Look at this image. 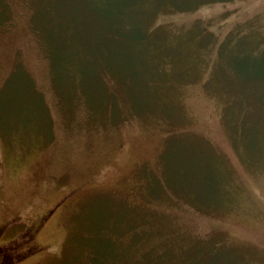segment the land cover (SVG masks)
<instances>
[{
	"label": "rangeland",
	"instance_id": "obj_1",
	"mask_svg": "<svg viewBox=\"0 0 264 264\" xmlns=\"http://www.w3.org/2000/svg\"><path fill=\"white\" fill-rule=\"evenodd\" d=\"M41 1L0 0V264H264V0Z\"/></svg>",
	"mask_w": 264,
	"mask_h": 264
},
{
	"label": "trees",
	"instance_id": "obj_2",
	"mask_svg": "<svg viewBox=\"0 0 264 264\" xmlns=\"http://www.w3.org/2000/svg\"><path fill=\"white\" fill-rule=\"evenodd\" d=\"M33 1H35V0H33ZM139 1H141V4L143 3L142 0H134V4L138 5ZM41 2L46 4V5L53 4V5L61 6V9H55V10H52V11L50 9H48V8H44L46 10L41 11L42 14L39 13L40 9H42V8H40L39 10L38 9L35 10L37 12V14H39L41 17L45 18V21L44 22H40V23L45 25V27H46L45 32H46L47 31V24L50 21L54 22L56 19L59 20V21L61 19L70 20L69 14H68V7L70 5H74L75 6L78 3L77 5L80 4V6L82 8L88 10V14H91L93 11L99 9L98 6L100 7L102 5L103 0H42ZM148 2L149 1H146L145 3L147 4ZM171 3H172V0H167V3H165V4H171ZM129 4L131 5V2H129ZM128 6H129L128 4L125 6L126 10H129V9L132 8V7H128ZM131 6H136V5H131ZM35 11H33V15H34V19L37 20L36 19V15L37 14L35 15ZM161 11H163V10H160L159 12H161ZM140 16L138 17L139 20H140ZM85 19L86 18H83V20L80 21V24ZM141 19L143 20V25L145 26V28L142 31L137 32L138 35L141 36V37H139L140 41L148 39L149 36L155 35V32H153V29H151L150 25H149V22L152 21V17H150L149 15H143V16H141ZM130 21L129 22H128V20H127V22L126 21H122L120 26H123L124 28H128V30H129ZM86 22L87 21H84V25L86 24ZM64 32H67V31L64 30ZM42 34H43V32H42ZM134 36L135 35L132 34V35L128 36L127 39L129 41L130 40L133 41V37ZM148 41H151V40L148 39ZM100 249L101 248L99 247L98 250H100Z\"/></svg>",
	"mask_w": 264,
	"mask_h": 264
}]
</instances>
